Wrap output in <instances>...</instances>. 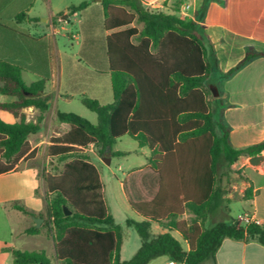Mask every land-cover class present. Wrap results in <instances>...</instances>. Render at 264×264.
<instances>
[{"label": "trees", "instance_id": "16d2710c", "mask_svg": "<svg viewBox=\"0 0 264 264\" xmlns=\"http://www.w3.org/2000/svg\"><path fill=\"white\" fill-rule=\"evenodd\" d=\"M91 2L71 5L68 15L87 10ZM100 3L102 9L82 25L80 55L88 66L110 73L113 102L101 104L82 97V104L97 115V124L74 113H57V121L70 130L52 139L50 155L71 160L59 178H46L57 259L62 264H150L166 257L177 264H216L225 239L264 245V224L245 227L220 221L206 226L210 216L224 206L221 170L231 169L241 157L260 154L264 142L234 147L230 128L215 116L207 81L216 58L202 26L178 15L146 9L142 0ZM174 12L179 13L178 7ZM25 16L20 13L17 21ZM258 58H264V52L249 50L227 76ZM22 70L0 59V93L15 98L0 103V110L18 120L8 123L0 118V175L15 171L22 159L34 155L29 153L28 139L41 130L49 109L48 81L27 86ZM28 108L39 112L35 122L26 121L24 110ZM125 135L151 150L149 166L159 174L154 198L132 203L145 220H127L142 240L129 261L120 258L122 227L103 201L99 173L82 161L87 160L84 150L89 145L95 144L97 152L105 155ZM245 197H251V188L246 189ZM67 204L75 208L71 215L65 214ZM12 206L27 216L42 217L23 205ZM163 221L167 231L153 235L152 223ZM173 231L181 234L188 249ZM25 232L36 235L40 230L32 227ZM9 251L13 264H52L44 250Z\"/></svg>", "mask_w": 264, "mask_h": 264}, {"label": "crops", "instance_id": "0c3cea01", "mask_svg": "<svg viewBox=\"0 0 264 264\" xmlns=\"http://www.w3.org/2000/svg\"><path fill=\"white\" fill-rule=\"evenodd\" d=\"M94 2L96 4L92 3L87 10L68 15L67 10L71 5L80 4L77 0H0V59L20 66L23 69V81L27 86L46 79L49 87L48 95H50L49 109L45 113L41 130L28 139L29 153L34 152V155L22 159L15 171L8 173L20 174L27 180V184L13 185L9 189L3 188L0 184V264H13L12 254L9 250H20L13 242L12 223L3 222V211L4 216L7 217L9 214L16 221L25 214L14 209L13 203L23 205L37 214L44 211L42 208L46 204V200L40 201L34 198L36 184L33 178L36 171L25 166L33 160H38L42 154L46 158V160H42L43 175L49 179L59 178L64 169H67V164L71 162V160L60 161L57 155L54 157L50 155L52 139L61 137L70 130L68 125L57 121V113L76 114L72 104L77 100L81 102L84 96L96 99L101 104L113 102L110 73L88 66L80 55L83 44L82 25L91 15L102 9L101 3ZM142 3L146 9H151V11L155 9V11H161L168 15H178L182 19L194 21L202 26L203 32L209 37L214 48L216 58L214 71L217 70L226 79L233 81L230 88L225 90H221L217 86L218 96L215 94L212 101L214 114L218 111L219 116L215 114L217 118L224 121L231 114L237 121L245 117L254 120L253 114L256 115L254 111L264 110V58L255 59L233 75L227 76L228 71L236 67L249 50L264 52V0H208L206 4H204V0H198V7L194 10L193 15L188 14L185 18L180 13L183 5L179 13L170 9L174 4H178L176 0H142ZM23 12L26 13V16L17 21V16ZM62 13L64 16L56 18ZM63 40H68L70 46H67ZM222 65L226 66L222 67ZM14 100V97L0 93V103H9ZM3 112L8 113L0 110L1 119ZM24 112L27 122H35L39 114L34 108L25 109ZM10 115L14 121L8 123L18 121L12 114ZM79 116L91 119L83 111L79 112ZM260 120L264 130V115ZM57 122L62 126L59 127ZM230 132L231 143L236 148L264 142L262 140L250 142L252 133L249 123H245V119L244 121L239 120L236 129H230ZM126 136L128 135L117 139L107 156L100 155L95 144L89 145L84 150L87 160L82 161L97 169L102 198L110 215L112 214L104 198L101 178L105 169L111 171L115 157L121 156L128 160L133 155L141 154L144 159L141 165L134 162L127 166L117 165L126 180H134L132 182L137 202H130L132 210L136 211L132 203L151 201L159 187V174L149 166L148 159L151 156V150L148 147H140L137 143L138 149L132 152L114 149V146H117V143ZM258 155L263 156L259 165H252L250 157H241L239 169L243 171L248 188H251V197L243 198L246 203L245 213L264 223V151ZM77 166L83 167L82 163ZM234 166H238V162ZM4 189L10 191V196H3ZM27 197L32 199V206L20 203L23 198L27 200ZM138 214L141 216V221H144V216ZM112 217L114 218V216ZM114 220L116 221L115 218ZM154 224L159 226V231L156 233L153 232ZM27 229L25 226L24 234ZM151 231L153 235L161 234L167 231V223L164 221L162 223L153 222ZM44 251L52 264L54 261L57 264H62L56 257L55 247L51 256L46 250ZM157 260L150 264H158L155 263ZM216 264H264V245L254 241L225 239L216 254Z\"/></svg>", "mask_w": 264, "mask_h": 264}, {"label": "rangeland", "instance_id": "374dc122", "mask_svg": "<svg viewBox=\"0 0 264 264\" xmlns=\"http://www.w3.org/2000/svg\"><path fill=\"white\" fill-rule=\"evenodd\" d=\"M84 1H92L91 3L96 4V2H94L93 0H77L78 3H82ZM100 1L101 0L99 1L97 0V3L100 4ZM176 1L178 2V4H174L170 9L175 10L176 7H178L180 11L182 5L184 6L189 4L191 7L188 10L189 15H193L194 10L198 7V0H176ZM152 11H155V9L154 10L152 9ZM64 41L67 46H70L68 40H63V42ZM225 66L226 65H222V67ZM216 69H218V67H216ZM232 83H233L232 80L226 79L217 70H215L207 81V86L209 88L211 87L210 88L211 94L209 96L210 100L211 101L214 100L215 94L216 96H218L217 86L221 90H225L230 88ZM72 106H73L72 107L73 110H75V112H77L78 115L79 112L83 111L85 114H87L88 118H91L90 120L92 121H90L89 119L87 120H89L93 124H96V119H97L96 114L85 108L80 101L78 100L75 101L72 104ZM254 112L256 113V115L253 114L254 120H250L251 118L249 119L246 117L239 120L244 121L245 119V123L246 122L249 123V129L252 133L250 135L251 136L250 142H259L261 140L264 141V130L263 127L261 126L262 121L260 120L262 115H264V110H259ZM215 114L216 116H219L218 111H216ZM2 119H4L7 122L14 121L13 117L10 114L4 112L2 113ZM239 120L237 121L231 114L228 115V118L224 119L225 123L228 125V127L231 130L236 129ZM57 125L59 127L62 126L58 122ZM235 135L237 136L238 134ZM114 149L132 152L138 149V145L134 139H132L129 136H126L117 143V146H114ZM107 155L108 153H105V156ZM42 160H46V158L41 154L38 160H33L34 163L29 162L25 166L28 169H33L36 171V174L34 175L33 178L36 184L34 191V198L39 199L40 201L50 199L49 198L50 195H48V190H47L48 188L46 184V178L45 175H43V171H42ZM239 160L237 161L238 166H234L235 165L234 164L231 169H223L220 172V186L223 190V197L225 199V202L222 209L214 212L210 216L208 222L206 223L207 227L213 226L214 224L220 221L237 222L239 216L245 214L246 203L244 202L243 198L245 197V191L248 188V185L246 184V179L243 175V171L239 169ZM132 162L136 163L137 165H141L144 162V159L141 157V154L133 155L130 158H128V160L125 157L117 156L115 157V160L112 164V168L110 169L111 171L105 169L102 172V178H101L104 188V198L109 207L110 213L112 214V216H114L118 224H120L122 227L124 238H123V245L121 251V258L124 261H129L135 256V254L140 249L142 242L141 237L136 232V230L128 226L126 222V220L128 219H132L139 222L141 221V216H139V214L136 211L132 210L130 206L131 204L130 202H137L136 199L137 197L135 196V191L133 189L134 180L132 179L133 182L132 180H126L122 170H119L117 166L118 164H124V166H127ZM124 170L126 171L127 169ZM26 182L27 180L25 178H22L18 173L0 176V184L5 189L6 188L9 189L13 185H18V186L25 185ZM3 196H10V191L9 190L3 191ZM47 200L45 207L43 206L42 208L44 210L41 213L42 217H30L24 215L20 218V220L18 219L14 221V218H12L9 214H7V217L4 216L5 213L3 211V222L9 221L13 225L14 228L13 242L16 244L18 249L26 250V251L46 250L50 256L53 254L54 247L56 246V232L54 228L49 224L50 216L47 208L48 207ZM229 200H232L231 205L227 202ZM20 203L24 204L25 206L26 205L32 206L33 201L30 198H28L27 200L26 198H23V200H21ZM66 207L71 212L75 211V208L70 204H67ZM186 217L188 218V216ZM34 218L42 219L40 227L37 228L40 230V232L32 236L31 235L29 236V234H27L26 232L25 233L27 235L24 234L23 229L25 226L28 229L32 227H36ZM240 224L242 226L244 225L243 223ZM158 229L159 226L154 224L153 232L154 233L158 232L159 231ZM171 233L175 238H177L182 243L185 249H188L187 243L184 241L183 237L179 232L173 231ZM166 261H167L166 258L161 257L158 258L157 262L155 263L164 264ZM54 264H57V262L54 261ZM205 264H211V263L208 262Z\"/></svg>", "mask_w": 264, "mask_h": 264}, {"label": "built area", "instance_id": "2783aa9c", "mask_svg": "<svg viewBox=\"0 0 264 264\" xmlns=\"http://www.w3.org/2000/svg\"><path fill=\"white\" fill-rule=\"evenodd\" d=\"M190 5H184L181 10V16L182 17H187L188 15V10L190 9ZM237 223H243L245 227L251 225V224H257V225H263L264 223L260 221L259 219H255L252 217V215L245 213L239 216ZM164 264H177L176 262L172 260H167Z\"/></svg>", "mask_w": 264, "mask_h": 264}, {"label": "water", "instance_id": "95a60500", "mask_svg": "<svg viewBox=\"0 0 264 264\" xmlns=\"http://www.w3.org/2000/svg\"><path fill=\"white\" fill-rule=\"evenodd\" d=\"M95 1H97V0H95ZM249 160H250V163L252 165H259L260 162L263 160V156L262 155H254V156L250 157ZM64 210H65L66 215L72 214V212L69 211V209L66 206H64ZM34 221L36 223V228H39L41 225L42 219L41 218H34ZM235 224L237 225L238 223L236 222Z\"/></svg>", "mask_w": 264, "mask_h": 264}]
</instances>
